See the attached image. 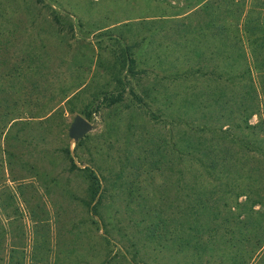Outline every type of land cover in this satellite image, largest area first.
Returning a JSON list of instances; mask_svg holds the SVG:
<instances>
[{
  "label": "rangeland",
  "instance_id": "rangeland-1",
  "mask_svg": "<svg viewBox=\"0 0 264 264\" xmlns=\"http://www.w3.org/2000/svg\"><path fill=\"white\" fill-rule=\"evenodd\" d=\"M196 1L0 0V264H264V175L255 184L244 182L242 215L231 224L200 216L198 255L186 249L174 255L146 232L147 210L177 217L172 182L180 164L174 147L179 137L194 133L167 124L170 116L153 93L159 72L144 62V27L149 14L183 13ZM217 1L244 12L250 0ZM257 2L264 7V0ZM231 10L224 16L227 22L234 18ZM204 15H192V21L206 20ZM241 34L251 65L253 51L264 58L262 32L251 39L252 48L247 34ZM232 67L238 72L244 66ZM251 69L260 88L264 75ZM246 78L233 81L239 96H250ZM104 93L122 99L106 106ZM261 109L249 115L250 127L230 123L228 129L248 144L259 142ZM76 114L92 123L77 141L68 135ZM216 144H230L222 153L240 154L245 170L264 166V154H243L226 139ZM85 166L101 183L102 200L95 209L85 172L77 169ZM216 227L220 230L214 232Z\"/></svg>",
  "mask_w": 264,
  "mask_h": 264
},
{
  "label": "trees",
  "instance_id": "trees-1",
  "mask_svg": "<svg viewBox=\"0 0 264 264\" xmlns=\"http://www.w3.org/2000/svg\"><path fill=\"white\" fill-rule=\"evenodd\" d=\"M217 2V0L196 1L195 6H198L201 13H205L206 20H198L199 24L196 26L199 38L193 43V64L182 71L176 70L162 76L155 74L156 77L154 78L159 80L196 75L211 76L217 80L223 79L230 83V86L226 85L229 88L225 89V97L217 96L214 99L219 111L202 112L201 120L197 124L194 123L195 120H183L181 117L166 114L170 116L168 125H180L194 133L191 137H179V139L182 138V141L179 143L180 145L174 147L178 153L176 154L177 163L180 164V167L177 168V179L175 183L172 182L179 199L175 211L177 217H163L164 211L161 213L162 211L159 210L154 212L147 210L145 212L149 216L146 227L147 234L159 243H163L164 247L170 248L174 255L184 253L185 249L189 250L191 255L194 252L196 255L200 253L201 215L208 216V222L225 223V225L226 223L231 224L233 217H241L243 203L239 198L242 194L247 196V186L244 182L255 184V180L259 179L258 175L261 178L264 175V166L252 164L249 169L245 170L247 162L239 158L240 154H229L232 151H228L226 154L222 153L231 147L230 144L229 147H219L216 144V141L226 139L232 145L237 144L243 154H247L246 151L249 150L264 154V137L259 142L248 144L245 139L235 137L234 132L228 129L230 123L235 128L250 127L248 124L249 117L261 111V107L264 109V85H261V78L260 80L258 78L261 88L259 91L260 88L258 86L256 88V79L251 73L253 66L258 75H264V58L256 57L253 51V54L251 53V65L250 60L248 61V53L245 51L246 47L239 41L240 38L242 39L241 31H243L247 34V39L249 37V47L252 48L254 41L251 39H255V35L262 32L259 41L260 45L264 47V7H261L257 0H250L248 8L246 6V10L243 12L240 8H236L234 11L230 7H222ZM246 2L247 0H245ZM230 10L231 14L234 11V18L231 22H227L224 16L228 15L227 12ZM181 26L183 29L188 28L184 23ZM179 29L180 27L177 31ZM228 32H231L233 37L235 35L234 41L233 38H229ZM183 33L185 32L183 31ZM229 41H233L235 44L229 46ZM128 49V61L131 66L129 69L133 70L135 62L130 55L131 47L128 46ZM232 64L237 66L242 64L244 67L242 71L236 72ZM246 76L251 80L250 91L247 90L250 96L243 94L239 96L233 81H239L242 78L248 79ZM254 91L257 93L256 96H254ZM255 98L258 100L254 103L252 99ZM121 99V96L104 93L103 100L106 106H112ZM137 99L141 101L140 98L137 97ZM94 103L96 110H99V96L94 98ZM87 115L90 113L87 112ZM157 117L161 119L162 115H154L155 119ZM260 124H264V119H261ZM226 125L227 127L223 128ZM202 132L214 134H211L210 138H204L200 136ZM218 136L221 137L216 140ZM67 153L70 155L69 151ZM72 165L75 167V164ZM77 169L85 172V177L88 180L90 204L95 202L93 204L95 209L102 200L100 179L94 170L88 166ZM253 191L255 192L256 189ZM255 201L258 202L259 200L256 199L251 202ZM235 208L237 211H233ZM179 224L180 227L178 228ZM184 224H187L188 230H185ZM213 230L216 232L220 229L216 227ZM229 231H231V227ZM260 242H264V238Z\"/></svg>",
  "mask_w": 264,
  "mask_h": 264
},
{
  "label": "crops",
  "instance_id": "crops-1",
  "mask_svg": "<svg viewBox=\"0 0 264 264\" xmlns=\"http://www.w3.org/2000/svg\"><path fill=\"white\" fill-rule=\"evenodd\" d=\"M199 12L196 6L183 13L170 15L162 12L147 16L149 23L144 27L143 47L148 69L158 70L162 76L176 70L182 71L193 64V43L199 38L196 32L199 22L197 19L192 21V15L198 16ZM182 23L188 28L183 29ZM223 83V79L217 80L211 76L169 77L157 80L153 93L160 95V109L167 115L172 114L183 120H198L202 112L219 111L214 99L217 96L225 97V89L229 87L225 88Z\"/></svg>",
  "mask_w": 264,
  "mask_h": 264
},
{
  "label": "water",
  "instance_id": "water-1",
  "mask_svg": "<svg viewBox=\"0 0 264 264\" xmlns=\"http://www.w3.org/2000/svg\"><path fill=\"white\" fill-rule=\"evenodd\" d=\"M92 128V123L82 116L81 114H76L68 127V135L73 140L77 141L83 138Z\"/></svg>",
  "mask_w": 264,
  "mask_h": 264
}]
</instances>
